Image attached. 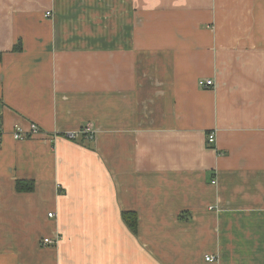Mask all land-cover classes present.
I'll return each instance as SVG.
<instances>
[{"label":"crops","instance_id":"0c3cea01","mask_svg":"<svg viewBox=\"0 0 264 264\" xmlns=\"http://www.w3.org/2000/svg\"><path fill=\"white\" fill-rule=\"evenodd\" d=\"M0 53V264H264V0H0Z\"/></svg>","mask_w":264,"mask_h":264},{"label":"built area","instance_id":"2783aa9c","mask_svg":"<svg viewBox=\"0 0 264 264\" xmlns=\"http://www.w3.org/2000/svg\"><path fill=\"white\" fill-rule=\"evenodd\" d=\"M199 86H200V88L209 89V88H212L214 86V81L202 80L199 82ZM83 133L88 135V137L89 136H91V138L94 137V133L92 132V130L90 128H87ZM90 133H93V135H89ZM42 134H43V132L39 129V127H37L36 125L33 124L29 127L28 130H24L22 127H17L15 129V131L13 132V137L16 141H23V140H26V138L29 136L34 137V136H38V135H42ZM66 136L69 139L77 138V136L74 133H70ZM215 142H216L215 133L212 132L207 137L208 146H213L215 144ZM213 184H216V182H213ZM49 217H51V218L54 217V214L53 213L49 214ZM52 243H53V240H51V239H45L44 240V245H49ZM205 260L207 263H211V264H214L216 262L215 258L212 256H207Z\"/></svg>","mask_w":264,"mask_h":264},{"label":"trees","instance_id":"16d2710c","mask_svg":"<svg viewBox=\"0 0 264 264\" xmlns=\"http://www.w3.org/2000/svg\"><path fill=\"white\" fill-rule=\"evenodd\" d=\"M22 50H23V48H22L21 43H18V44L15 45L14 53H20ZM3 56H4V54L0 53V62H2ZM34 125H36V124H34ZM36 126L38 127V125H36ZM60 136L63 137V138H67L68 140H70L72 142L78 141L77 138L69 139L65 134L64 135H60ZM82 136H83L84 140L85 139L88 140L87 139L88 135H82ZM31 138L32 137L29 136V137L26 138V140H29ZM92 138H94V137H92ZM16 190L19 193H31V192H33L35 190V182L32 181V180H18L16 182ZM123 219H124V222L126 223V225L134 232V234H137V229H136L137 221H138L137 215H135L134 213H124L123 214ZM56 245H57V240H55L52 243V246L55 247Z\"/></svg>","mask_w":264,"mask_h":264},{"label":"rangeland","instance_id":"374dc122","mask_svg":"<svg viewBox=\"0 0 264 264\" xmlns=\"http://www.w3.org/2000/svg\"><path fill=\"white\" fill-rule=\"evenodd\" d=\"M42 131V130H41ZM43 132V131H42ZM89 135H93V133H90ZM65 139H67V138H65ZM77 139H78V137H77ZM89 141H93L95 138H91V136H89L88 138H87ZM86 140V139H85ZM56 216V215H55ZM54 242V241H53ZM42 244H43V246H45V247H51L52 246V244H49V245H44V240L42 241Z\"/></svg>","mask_w":264,"mask_h":264},{"label":"bare ground","instance_id":"6f19581e","mask_svg":"<svg viewBox=\"0 0 264 264\" xmlns=\"http://www.w3.org/2000/svg\"><path fill=\"white\" fill-rule=\"evenodd\" d=\"M52 240V239H51Z\"/></svg>","mask_w":264,"mask_h":264}]
</instances>
